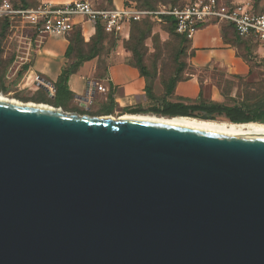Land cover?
<instances>
[{
	"label": "water",
	"instance_id": "water-1",
	"mask_svg": "<svg viewBox=\"0 0 264 264\" xmlns=\"http://www.w3.org/2000/svg\"><path fill=\"white\" fill-rule=\"evenodd\" d=\"M0 264H264V138L0 100Z\"/></svg>",
	"mask_w": 264,
	"mask_h": 264
},
{
	"label": "crops",
	"instance_id": "crops-1",
	"mask_svg": "<svg viewBox=\"0 0 264 264\" xmlns=\"http://www.w3.org/2000/svg\"><path fill=\"white\" fill-rule=\"evenodd\" d=\"M71 1L74 0H40L41 3L54 4ZM112 2L115 7H122L127 0ZM93 3L97 5L95 0ZM75 23L82 28L86 40L96 32V23L93 21L79 16ZM224 27L222 22L208 21L188 42L186 67L182 70V78L167 96V101L187 105L242 107H254L264 102V58L254 65L243 57L227 40ZM35 43L27 47L26 54L31 55V59L25 75L42 77L55 88L63 69L71 63V59L66 56L69 41L66 36L51 34L43 38L36 35ZM125 53L123 48L117 46L106 56L97 55L83 61L69 76L68 88L74 94L70 100L76 102L80 109H89L95 102L108 104L112 92L115 102L112 114L118 108L127 113V108H147L161 103L165 95L164 80L159 76L147 78L142 75L135 62ZM27 63L23 62L22 66ZM21 72L22 67L17 75ZM147 86L152 88L157 98L147 96ZM89 94L92 101L84 106L80 98H87Z\"/></svg>",
	"mask_w": 264,
	"mask_h": 264
},
{
	"label": "rangeland",
	"instance_id": "rangeland-1",
	"mask_svg": "<svg viewBox=\"0 0 264 264\" xmlns=\"http://www.w3.org/2000/svg\"><path fill=\"white\" fill-rule=\"evenodd\" d=\"M31 4H40V0H27ZM100 7L109 6L110 0H95ZM139 4H143L139 0ZM199 0H179L177 5H187ZM223 6H246L256 11H264V0H218ZM157 5H172L170 1H160ZM0 21V43L2 44V52L0 54V82H5L6 89L0 91L8 98L14 99L21 103H44L54 108H61L63 111L79 114H88L90 116H106L104 114L107 104L95 102L89 109H80L76 102L70 100L66 105L55 104V88L51 86L47 80L39 76L25 75V68L22 67L23 62H28L29 66L31 55H27V47L30 43H35V36L30 28L24 26L20 21H13L5 30L1 27ZM146 32L147 38L140 37L139 41L134 38L137 31ZM3 34V35H2ZM96 34L94 33V36ZM84 40L83 43L77 41V38ZM227 37L241 55L249 57L254 65L257 61L264 58V47L255 39L242 40L238 38L232 31L227 32ZM69 39H75L74 46L80 47L85 53L90 48L100 53L101 57L106 56L115 47L123 48L125 55L135 62V54L129 46L137 45L138 52L143 58V63L149 73V78L161 77L163 80L175 79L181 76V70L187 64V47L188 42L183 40L166 20L163 22H140L130 26H124L120 30L103 26V30L94 37L92 43L85 39L83 30L78 29L68 36ZM86 42V43H85ZM28 57L29 59H25ZM264 61V59H262ZM136 64V63H135ZM22 72L17 75L19 68ZM44 89H40L39 86ZM45 86V87H44ZM53 95H51V94ZM60 98V97H59ZM123 110L118 108L112 115L118 117Z\"/></svg>",
	"mask_w": 264,
	"mask_h": 264
},
{
	"label": "built area",
	"instance_id": "built-area-1",
	"mask_svg": "<svg viewBox=\"0 0 264 264\" xmlns=\"http://www.w3.org/2000/svg\"><path fill=\"white\" fill-rule=\"evenodd\" d=\"M79 16L95 23L100 21L116 30L133 20L150 18L163 22L165 16H171L175 20L176 31L188 40H192L208 21L222 22L234 25L241 37H254L264 45V11L256 12L241 5L226 7L218 0H199L184 6L162 5L156 10L139 8L131 0H127L122 7H100L94 5L93 0H74L64 4L47 2L36 7H16L11 0H0V18L8 17L11 23L20 21L32 30L33 35L42 38L51 34L66 36L76 27L75 19ZM88 101H92L90 94L87 100H82V104L87 106Z\"/></svg>",
	"mask_w": 264,
	"mask_h": 264
},
{
	"label": "trees",
	"instance_id": "trees-1",
	"mask_svg": "<svg viewBox=\"0 0 264 264\" xmlns=\"http://www.w3.org/2000/svg\"><path fill=\"white\" fill-rule=\"evenodd\" d=\"M132 1V0H131ZM143 4H139V2L134 1L137 3L139 8L142 9H149V10H156L158 9L159 5H157L158 2L160 1H170L172 2L173 6H184L182 5H177L179 0H139ZM12 4L16 7H36L39 5L38 4H31L27 0H11ZM219 2V1H218ZM109 6L113 7V2L110 0ZM220 3V2H219ZM221 4V3H220ZM222 5V4H221ZM165 20L170 23V25L174 28L176 31V24L175 20L171 16H165ZM1 27L3 30L9 27L10 25V20L8 17L0 18ZM140 22H156L151 20L150 18H145L142 20H133L130 25L135 24V23H140ZM224 32L227 37V32L232 31L235 33V35L242 39V40H248V39H254V37H241L234 25L232 24H226L224 23ZM96 32L95 34H99L103 30V26H105L102 22L97 21L96 24ZM81 29L80 26H76L70 33L66 35V38L68 39V36L71 35V33H74L76 30ZM142 30L137 31V34L134 36L136 40L139 41L140 37L142 38H147L146 32H141ZM176 33L185 41L189 42L185 36L179 34L177 31ZM3 35V34H2ZM95 35V36H96ZM94 35L90 38V41L87 42V44H90L94 40ZM79 42H82L84 40H80V38H77ZM75 39H69V46L66 52V56L71 59V63H69L68 66H66L63 71L61 76L59 77V80L55 83V104L58 105H66L67 102L74 97V94L71 90L68 88V81H69V76L74 73L80 64L88 59H91L97 55H100V53L96 50H93V47L90 48L88 53H85L84 50L80 47L74 46ZM229 41V40H228ZM230 42V41H229ZM86 43V42H85ZM232 44V43H231ZM138 45V44H137ZM137 45L129 46L132 52L135 54V63L137 67L139 68L140 72L142 75L145 77L149 78V73L147 72V69L143 63V58L138 52ZM233 45V44H232ZM2 52V44L0 43V54ZM187 53H188V47H187ZM245 57L247 60H250L249 57ZM25 68V70L28 69L29 66L26 64L22 66ZM183 70V69H182ZM182 70H181V76L177 77L175 79H169L168 81L164 80V87H165V95L164 99L161 101L159 104H153L147 108L142 107V106H137V107H132V108H127L125 111L130 114H153V115H158V116H174V115H193L197 116L196 114L198 112H203V111H209L211 113H220V114H225L227 115L228 119L234 122H249V121H264V102L262 104H258L254 107L247 106V107H242V106H226L222 104H199V105H187L181 102H169L166 100L167 96H169L174 87L176 82L182 78ZM6 89L5 87V82H0V91H4ZM146 92L147 96L151 99L157 98L153 90L150 86L146 87ZM60 97V98H59ZM110 101L107 104L106 110L104 114H112L115 106V102L113 100V94L109 95Z\"/></svg>",
	"mask_w": 264,
	"mask_h": 264
},
{
	"label": "bare ground",
	"instance_id": "bare-ground-1",
	"mask_svg": "<svg viewBox=\"0 0 264 264\" xmlns=\"http://www.w3.org/2000/svg\"><path fill=\"white\" fill-rule=\"evenodd\" d=\"M0 100L15 102L18 103L14 99L8 98L4 93L0 92ZM32 106H43V107H51L50 105L44 103H27ZM119 119L123 118H131L137 120H146L151 122L163 123V124H173L177 126L200 129L204 131L222 133L226 135L232 136H240V137H248V138H264V123L260 121H250V122H242V123H231V122H218V121H202L188 117L177 116L174 118L168 116H158L153 114H130V113H122L118 117Z\"/></svg>",
	"mask_w": 264,
	"mask_h": 264
},
{
	"label": "flooded vegetation",
	"instance_id": "flooded-vegetation-1",
	"mask_svg": "<svg viewBox=\"0 0 264 264\" xmlns=\"http://www.w3.org/2000/svg\"><path fill=\"white\" fill-rule=\"evenodd\" d=\"M202 114H207L208 116H213V118H215V119H228L227 115H225V114L211 113L209 111L198 112L196 115L200 116Z\"/></svg>",
	"mask_w": 264,
	"mask_h": 264
}]
</instances>
